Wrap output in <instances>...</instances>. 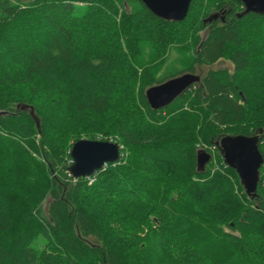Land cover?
Here are the masks:
<instances>
[{
	"label": "trees",
	"instance_id": "1",
	"mask_svg": "<svg viewBox=\"0 0 264 264\" xmlns=\"http://www.w3.org/2000/svg\"><path fill=\"white\" fill-rule=\"evenodd\" d=\"M242 11L192 0L177 23L139 0H0V264H264V165L250 199L214 145L258 135L264 156V15ZM186 73L199 82L151 110L145 91ZM97 134L122 158L72 178L68 151ZM200 142L218 170L196 173Z\"/></svg>",
	"mask_w": 264,
	"mask_h": 264
},
{
	"label": "water",
	"instance_id": "2",
	"mask_svg": "<svg viewBox=\"0 0 264 264\" xmlns=\"http://www.w3.org/2000/svg\"><path fill=\"white\" fill-rule=\"evenodd\" d=\"M148 11L165 22H182L188 13L192 0H139ZM241 2L243 11L236 15L241 18L248 14L264 15V0H238ZM219 17V13L213 14L204 20L210 23ZM220 19L224 22V16ZM200 77L194 74H182L171 78L159 85L148 88L145 100L151 110H161L169 106L178 96L188 88L199 82ZM21 110L28 111L36 128L39 130V120L34 115V110L29 106H21ZM223 163L233 170L239 180L244 193L248 198L257 196L259 170L263 165L264 158L259 151V137L253 136H223L215 144ZM69 156L71 164L68 167L69 175L74 179L89 178L96 171L101 170L107 164H115L119 160L120 148L116 143L79 140L75 142ZM212 156L205 150L195 153L196 173H204Z\"/></svg>",
	"mask_w": 264,
	"mask_h": 264
},
{
	"label": "rangeland",
	"instance_id": "3",
	"mask_svg": "<svg viewBox=\"0 0 264 264\" xmlns=\"http://www.w3.org/2000/svg\"><path fill=\"white\" fill-rule=\"evenodd\" d=\"M22 1H27V0H22ZM214 14V13H213ZM212 15V14H211ZM210 15V16H211ZM221 16V15H220ZM208 18V17H207ZM202 37H203V33H201L200 34ZM170 67H172V65H169ZM210 69H212V70H217V69H220V68H227L228 70H231L232 69V66H231V64L230 63H228V62H218V63H216V64H214L213 66H211V67H209ZM207 67H204V68H202V69H199V70H197V73L200 75V76H202L203 74H205V72L207 71ZM81 140H86V139H81ZM95 140L96 141H102V142H112V143H116L117 145L119 144V142L117 141V139H116V136H103L102 134H97V135H95ZM259 144H260V142H259ZM119 146V145H118ZM120 148V150L122 149L121 147H119ZM198 150H205L207 153H209L211 156H212V158H211V160H210V162L212 161V168H213V171L214 170H218L219 169V166H218V164H217V162H216V148L213 146V145H208V144H205V143H198L197 145H196V151H198ZM69 153H70V150L68 151ZM196 153V152H195ZM218 153H219V151H218ZM220 154V153H219ZM122 156H123V154L121 155L120 154V156H119V160L122 158ZM221 156V155H220ZM263 156V155H262ZM263 158H264V156H263ZM221 159H222V157H221ZM70 160H71V158H70ZM118 160V161H119ZM117 161V162H118ZM116 162V163H117ZM209 162V163H210ZM222 163H223V160H222ZM223 165H224V168L225 167H227L224 163H223ZM263 165H264V163H263ZM105 167V166H104ZM103 167V168H104ZM207 167V166H206ZM205 172H206V168H205ZM204 172V173H205ZM261 173L264 175V170H261ZM203 174V173H202ZM93 181V180H92ZM240 184V183H239ZM241 186V185H240ZM243 189V188H242ZM243 192H244V190H243ZM46 204H47V200L43 203V208H45L46 207Z\"/></svg>",
	"mask_w": 264,
	"mask_h": 264
},
{
	"label": "flooded vegetation",
	"instance_id": "4",
	"mask_svg": "<svg viewBox=\"0 0 264 264\" xmlns=\"http://www.w3.org/2000/svg\"><path fill=\"white\" fill-rule=\"evenodd\" d=\"M216 22H221L222 23V21L220 19V16L216 19Z\"/></svg>",
	"mask_w": 264,
	"mask_h": 264
}]
</instances>
